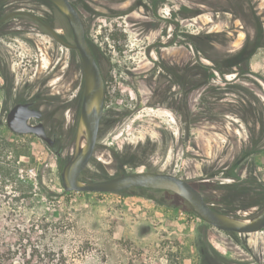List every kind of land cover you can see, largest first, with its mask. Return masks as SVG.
Segmentation results:
<instances>
[{
  "label": "rangeland",
  "instance_id": "obj_1",
  "mask_svg": "<svg viewBox=\"0 0 264 264\" xmlns=\"http://www.w3.org/2000/svg\"><path fill=\"white\" fill-rule=\"evenodd\" d=\"M71 1L80 9L84 22L88 18L86 2L91 1L96 9V26L90 30L94 37L89 36V43L93 42L90 44L102 67V34L106 33V29L109 32L110 23L115 25L117 19L121 21L119 16L129 15V19H139L141 13L128 11L129 3L107 5L104 0ZM172 1V7H163L162 16L168 18L170 10L175 12L180 7L179 3ZM184 3L188 10L189 37L222 34L220 38L226 39L221 45L222 52L242 50L246 32L253 34V20L250 19L253 15L262 23L264 32V0H185ZM6 9H26L43 15L62 34L67 33L65 19L46 0H15ZM256 28L260 29L259 26ZM113 30L116 32V27ZM0 33H3L0 48L9 57L12 55L7 51L16 55L13 66L19 72L20 82L27 79L24 70L30 68V61L40 58L41 52L45 53L47 59L43 56L46 60L43 59L39 70L29 73L30 82L50 70L49 54H58L56 61L61 59L66 62L71 54L27 19L10 20L0 28ZM262 42V46L248 60V67L261 76L259 80L264 82V40ZM146 46V43L140 42V48L143 49H139L137 58L140 64L146 62L145 67L150 65V60L147 61L145 56ZM171 54L180 57L182 52L173 50L167 53ZM244 54L245 58L250 52ZM112 56L115 61H123L116 53ZM130 62L132 66L133 61ZM189 63V68L195 67L198 64L197 58ZM225 65L232 68L233 62ZM75 66L78 86L82 80L79 57L76 58ZM201 67L193 69V74L198 78L202 77ZM234 70L240 69L235 67ZM57 84L63 86L61 79ZM214 85L222 86L217 83ZM190 90L187 141L183 148H166L170 134H173L175 140L181 136L182 130L176 116L169 109L146 105L148 102H158L156 96L152 97L147 89L139 95L126 86L120 87L117 96L111 91L114 97L109 105L116 108L115 113L113 118L108 115L102 120L95 155L81 180L99 181L134 172L171 174L189 181L215 209L240 219L256 216L264 209V204H255L261 199L256 194L262 191L251 188L253 183L249 174L253 172V177L264 184V91L258 96L253 95L260 99L262 106L253 104L251 115L245 117V112L239 111L241 109L236 108L235 103L226 102L231 98L240 99L245 104L246 94L237 88L223 91L228 94L224 96L228 99L223 102L218 103V96L215 95L217 98L212 101L216 102L209 107L201 104L202 90ZM81 105L75 108L73 120L67 121L55 150L35 137L18 136L5 124H0V144L4 140L15 146H29L27 152L30 157L22 156L18 163L22 176L20 179L33 188V195L23 200L21 207L24 228L32 241V244L26 243L29 248L34 245L43 251L53 250L65 256L66 264H264V230L250 235H238L205 226L200 218L191 219L192 213L187 210L185 201L173 193H147L157 199L154 200L138 192L127 195L66 192L61 174L75 152ZM226 105L234 108L228 109ZM230 111L242 115L244 120L230 114ZM116 114H120L121 118H117ZM111 122L113 126H110ZM258 141L261 143L260 149L256 146L259 152H253L255 156H248L251 145ZM11 158L9 155L8 160ZM0 165L5 166L2 163ZM233 170L243 181L240 188L245 190L226 200L223 197L226 191L220 188V184L234 182L226 179ZM14 185L12 182L6 183L7 189H12ZM223 202H228V205ZM0 204L1 221V210L8 211L9 203L0 200ZM5 226L8 228L6 231L14 228L13 224ZM202 240L207 245L205 251L209 258L204 256V252L200 254L198 242Z\"/></svg>",
  "mask_w": 264,
  "mask_h": 264
},
{
  "label": "flooded vegetation",
  "instance_id": "obj_2",
  "mask_svg": "<svg viewBox=\"0 0 264 264\" xmlns=\"http://www.w3.org/2000/svg\"><path fill=\"white\" fill-rule=\"evenodd\" d=\"M46 1L49 2L48 0ZM104 1L107 5H116L118 3L120 5H126L129 3L130 6L127 10H133L134 12L139 11L141 15L139 19H129V15H127V17L119 16L118 18L121 21L119 22L117 19V23L115 25L110 23L111 28L109 32H107L108 29H106V33L104 32L102 34L104 65L101 67V70L106 85V100L103 119L108 115L113 118L115 113L114 111L116 110L115 107L109 105V102L112 103V97H114L111 95V91H113V93L117 96L120 92V87L126 86L140 95L141 91H145V89H147L152 97L156 96V98H158V102L155 104L148 102L146 105L165 107L166 109H169L176 116L181 125V136L174 140L173 134H170L169 141H166V148H170L171 146H174L175 148H183L184 143L187 141V117L190 107L189 91H192L190 89L197 88L198 91L202 90L201 93H203V95L201 97V102L203 103L205 102V95L212 91L211 86L215 83L222 85L216 86L218 88V91H215L218 93V98L216 97L218 103L228 99V97H224L228 94L222 93L223 91L230 90L231 88L239 89L246 94L244 97L245 104H243L240 99L235 100L231 98L226 102L235 103L234 106L241 109L239 111L245 112V117L251 115V108L253 104L257 103L262 106L260 99L256 98V96L253 97V95L258 96L259 93H262V90L264 91V82L259 80L261 76H258V74H255L250 70L227 72L207 70L201 72L202 77L200 78H198L197 75H194L193 72L189 71L191 63H189L190 60L194 62L197 58V63H199V61L201 63L208 62L211 63L210 66H213L212 61L215 59H199L196 55H189L190 44L189 32L187 29L188 10L184 3L185 0H180V2L175 0L176 4H180V7L175 12L170 10L168 18L166 16H162L161 12L163 7L167 5L172 7V0ZM70 2L74 5L83 20L80 9L71 0ZM9 3L0 6V19L17 11L32 13L38 16L44 23L56 29L67 43L74 44L73 34L66 18L51 2L49 3L57 9L59 16L64 18L67 23V33L65 34H62L60 30L50 22L48 17L38 15L26 9L7 10L6 6ZM105 7L107 11H109L106 5ZM94 9L95 8H93L92 2L87 1L85 4V10L88 13V18L87 21L84 22L83 20V22L88 41L90 39L89 36L91 35L90 30H92V27L96 26L95 19L98 14L95 13L96 9ZM121 11L122 10H120V12ZM109 13H112V11ZM16 18L31 21L32 24L38 27V30L46 32L52 37L42 24L34 21L33 19L25 16H19L10 20ZM10 20L1 24L0 28ZM127 21L130 22L128 23ZM113 27H116V32H114ZM2 35L3 33H0V37ZM132 35H135V37L132 38ZM53 40L60 45L54 38ZM140 42L147 44L145 56L147 61L150 60V65L147 67L144 66L146 62H144V64H140V61L137 62L138 54L140 53L139 49H143L142 47L140 48ZM91 47L93 49V45H91ZM67 50L71 53L70 56L67 57L69 62L61 59L56 61L58 54H49L48 61L50 64V70L45 75L38 76L34 82H30L29 78L31 77L29 76V73H32L34 70L38 71L42 65L43 59H47L45 53L41 52L40 58L30 61V68H26L27 72L24 70L27 79L20 82L18 78L19 72H17L13 66V60L16 55L11 51H7V53L12 55V57H9L6 55V52L0 48V124L3 123L7 126L8 116L17 105H29V109L39 112L41 117L39 119L36 117L30 118L28 124L31 126L42 124L45 127L47 135L55 142L53 147H49L52 150H55L57 143L61 141L67 121L73 120L75 108L78 104L80 105V103L83 102L84 97L85 80L80 53L75 49ZM173 50H180L182 52L180 57L178 55L173 56L172 54L167 55V53H170ZM15 51L17 52L18 50ZM114 53H116L118 57H121L123 61L121 62L119 59L115 61L112 56ZM130 53H132V55H130ZM43 56L45 58H43ZM77 57L80 58L82 70V80L79 82L78 86L76 84L75 75V63ZM130 60L133 61L132 66L129 65L131 64ZM115 62L117 64H115ZM231 77H233L234 80H230ZM60 79L63 86L57 84ZM253 79L256 80L258 85L253 82ZM226 106H229L228 109L234 108L232 105ZM137 109L138 108L136 107V110ZM230 114H234V116L238 119L244 120L240 114L232 111H230ZM116 115L117 118H121L120 114ZM233 121H235V119H233ZM112 124L113 122H111L110 126H113ZM30 136L39 139L34 135ZM226 179L230 178L226 177ZM220 185H222L220 187L222 188L226 184L221 183Z\"/></svg>",
  "mask_w": 264,
  "mask_h": 264
},
{
  "label": "water",
  "instance_id": "obj_3",
  "mask_svg": "<svg viewBox=\"0 0 264 264\" xmlns=\"http://www.w3.org/2000/svg\"><path fill=\"white\" fill-rule=\"evenodd\" d=\"M11 1L13 0H0V6ZM48 1L56 6L66 18L73 34L74 44L67 43L56 29L29 12L10 13L0 19V25L19 16L31 18L42 24L60 45L67 49H75L80 53L85 90L77 128L75 152L61 174L64 190L94 194H115L132 189L170 192L184 200L202 221L220 231L238 235H250L263 231L264 209L248 219H240L218 212L206 201L202 192L188 181L175 175L134 172L99 181L83 182L81 180L82 174L96 152L105 109L106 85L100 63L87 39L84 22L74 5L70 0ZM32 117L39 119L41 115L37 111L30 110L29 105H17L8 116L7 126L14 134L34 135L49 147H53L55 142L47 135L42 124L36 126L28 124ZM82 139L86 140L84 146H82Z\"/></svg>",
  "mask_w": 264,
  "mask_h": 264
},
{
  "label": "trees",
  "instance_id": "obj_4",
  "mask_svg": "<svg viewBox=\"0 0 264 264\" xmlns=\"http://www.w3.org/2000/svg\"><path fill=\"white\" fill-rule=\"evenodd\" d=\"M243 20L242 17H239ZM253 34L250 31L246 32V41L245 45L240 51H236L234 53L221 51V45L226 41V39H221L220 37L223 36L222 34H210V35H199L189 37L190 42V52L192 55H196L199 59L201 58H211L215 59L212 61L213 66L207 65L205 63H199L193 67L189 68L190 72H193V69H198L202 65V71L207 70H215L218 72H227V71H246L249 70L248 63L250 57L260 48L263 44L264 40V32H263V25L259 21L258 17L253 15ZM259 26L260 29L256 28ZM249 47V48H248ZM250 52L249 56L244 58L245 52ZM207 52L214 53L213 55L208 54ZM211 56V57H210ZM233 62V67H228L225 65L227 62ZM238 65V66H236ZM235 67H239L240 70H234ZM214 76V75H213ZM253 82L258 85L255 79ZM212 91L208 92L205 96V102H201L202 106L209 107L213 106L216 101H212L218 95L217 92L218 88L214 85L211 86ZM231 87V86H230ZM217 89V90H216ZM215 96V97H214ZM193 111V110H190ZM20 136V135H18ZM262 138V137H261ZM261 140V139H260ZM262 143L264 146V134L262 138ZM260 142H256L251 145L249 152L247 153L248 156H255L253 152H259L256 149H260ZM29 146H15L13 143H6L4 140L0 144V163L4 164L5 166L0 165V200L2 202L7 201L9 203L8 211H3V217L0 221V264H66V258L63 255H59L58 253L54 252L53 250H46L43 251L38 246H32L29 248L27 246L28 243H31V236L26 234V230L24 228L23 222V213L21 211V207L23 205V200H27L33 195V188L30 185H27L22 179H20V169L18 163L20 161V157H30L27 149ZM9 155L12 157L11 160H8ZM253 172L249 174L252 179V186L254 189H259L262 191L261 194H256L261 197L258 202L255 204L262 205L264 204V184L259 181V179L253 177ZM22 177V176H21ZM228 178L234 180L232 184H226L222 188L226 191L224 194V198L229 200L233 198L237 194H241L245 189H241L240 187L243 185V181L241 180L240 176L236 174L235 170L227 176ZM41 179V178H40ZM109 179V178H108ZM105 180V179H103ZM14 183L15 185L12 189H7L6 183ZM132 192L144 193V196L148 197L149 199L157 200L147 193L155 192V193H163V191H152V190H145V189H132L128 191L121 192L119 194L127 195ZM170 193V192H169ZM207 200V199H206ZM224 201V199L222 200ZM208 202V201H207ZM162 204H167L166 202H161ZM225 205H228V202H223ZM187 205V210L190 211L192 214H195L189 205ZM2 205V204H0ZM211 205V204H210ZM212 206V205H211ZM2 209V206H0ZM212 208L218 212L225 213L222 210L215 209L213 206ZM196 215V214H195ZM14 218V219H13ZM13 224L14 228L9 229L6 228L5 225ZM205 226H210L207 223H203ZM6 231V232H5ZM232 234V233H230ZM32 244V243H31ZM30 244V245H31ZM200 254L204 252V256L209 258V254L205 251L207 245L202 240V242H198ZM30 249V250H29Z\"/></svg>",
  "mask_w": 264,
  "mask_h": 264
},
{
  "label": "built area",
  "instance_id": "obj_5",
  "mask_svg": "<svg viewBox=\"0 0 264 264\" xmlns=\"http://www.w3.org/2000/svg\"><path fill=\"white\" fill-rule=\"evenodd\" d=\"M191 219H192V220H195V219H199V217H198L197 215H195V214H192V215H191Z\"/></svg>",
  "mask_w": 264,
  "mask_h": 264
},
{
  "label": "bare ground",
  "instance_id": "obj_6",
  "mask_svg": "<svg viewBox=\"0 0 264 264\" xmlns=\"http://www.w3.org/2000/svg\"><path fill=\"white\" fill-rule=\"evenodd\" d=\"M81 142H82V146H84L85 143H86V140H85V139H82ZM75 147H76V146H75Z\"/></svg>",
  "mask_w": 264,
  "mask_h": 264
},
{
  "label": "crops",
  "instance_id": "obj_7",
  "mask_svg": "<svg viewBox=\"0 0 264 264\" xmlns=\"http://www.w3.org/2000/svg\"><path fill=\"white\" fill-rule=\"evenodd\" d=\"M119 194V193H118ZM122 195V194H121Z\"/></svg>",
  "mask_w": 264,
  "mask_h": 264
}]
</instances>
